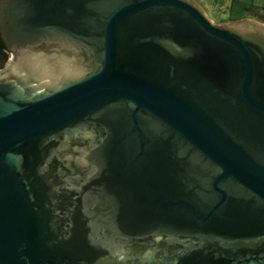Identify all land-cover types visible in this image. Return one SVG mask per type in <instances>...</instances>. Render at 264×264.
I'll return each instance as SVG.
<instances>
[{"label":"water","instance_id":"water-1","mask_svg":"<svg viewBox=\"0 0 264 264\" xmlns=\"http://www.w3.org/2000/svg\"><path fill=\"white\" fill-rule=\"evenodd\" d=\"M12 2L3 39L31 44L0 84V264H264V25Z\"/></svg>","mask_w":264,"mask_h":264},{"label":"flooded vegetation","instance_id":"flooded-vegetation-1","mask_svg":"<svg viewBox=\"0 0 264 264\" xmlns=\"http://www.w3.org/2000/svg\"><path fill=\"white\" fill-rule=\"evenodd\" d=\"M12 1L13 0H0V16L1 14H4V12L6 11L8 7L12 6L13 4ZM246 18L248 20L253 19L248 16ZM239 19H245V18H239ZM231 20H238V19H227L224 22L231 21ZM28 44H31V42L9 43L5 41L2 36V26L0 22V84L5 83L6 81L13 80L14 78H17L18 72L22 70V67L16 66V61L20 53L18 50L24 47H29ZM19 76H24V74L21 72L19 73ZM17 83L21 85L22 90L24 88L27 89L28 84L31 85L30 76L28 75V78L22 79L21 81H18Z\"/></svg>","mask_w":264,"mask_h":264},{"label":"rangeland","instance_id":"rangeland-1","mask_svg":"<svg viewBox=\"0 0 264 264\" xmlns=\"http://www.w3.org/2000/svg\"><path fill=\"white\" fill-rule=\"evenodd\" d=\"M194 2L199 4L206 17L213 23L224 22L227 18L239 19L237 17L242 15L243 6H248L251 2L257 6H264V0H238L237 2L233 0H194ZM251 20L264 25L255 19Z\"/></svg>","mask_w":264,"mask_h":264},{"label":"trees","instance_id":"trees-1","mask_svg":"<svg viewBox=\"0 0 264 264\" xmlns=\"http://www.w3.org/2000/svg\"><path fill=\"white\" fill-rule=\"evenodd\" d=\"M245 16L251 17L264 24V7L248 5L243 7Z\"/></svg>","mask_w":264,"mask_h":264},{"label":"crops","instance_id":"crops-1","mask_svg":"<svg viewBox=\"0 0 264 264\" xmlns=\"http://www.w3.org/2000/svg\"><path fill=\"white\" fill-rule=\"evenodd\" d=\"M192 1L194 2V0H192ZM233 1L237 2L238 0H233ZM194 3H196V2H194ZM249 4H250V5H255V4H253L252 2L249 3ZM196 5H197L198 7H200L199 4L196 3ZM255 6H257V5H255ZM258 6H259V5H258ZM243 7H244V6H243ZM260 7H264V6H260ZM201 10H202V9H201ZM243 15H244V12L242 13L241 16H239V17H237V18H245V17H247V16H245V15H244L245 17H243ZM227 19H233V18H227ZM227 19H226V20H227Z\"/></svg>","mask_w":264,"mask_h":264}]
</instances>
